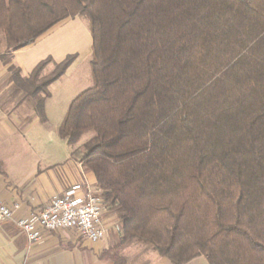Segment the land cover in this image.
Here are the masks:
<instances>
[{
  "label": "trees",
  "instance_id": "16d2710c",
  "mask_svg": "<svg viewBox=\"0 0 264 264\" xmlns=\"http://www.w3.org/2000/svg\"><path fill=\"white\" fill-rule=\"evenodd\" d=\"M76 16L91 84L57 133L94 175L117 246L136 239L171 264H264V0H0V56L41 122L77 53L27 76L11 55Z\"/></svg>",
  "mask_w": 264,
  "mask_h": 264
},
{
  "label": "crops",
  "instance_id": "0c3cea01",
  "mask_svg": "<svg viewBox=\"0 0 264 264\" xmlns=\"http://www.w3.org/2000/svg\"><path fill=\"white\" fill-rule=\"evenodd\" d=\"M43 35L12 53L10 63L21 75L27 76L41 60H35L33 51ZM3 51L1 41L0 54ZM50 99L51 92L44 105L47 120L41 122L34 111V100L15 85L8 64L0 56V203L18 204L14 217L27 215L73 184L95 187L94 175L82 168L79 155L71 153L57 133L68 105L59 122L53 124L48 111ZM100 225L103 237L95 244L70 229L43 233L39 241L30 243L13 220H2L0 264H171L136 239L117 246L118 224L111 211L101 212ZM188 264L209 263L201 254Z\"/></svg>",
  "mask_w": 264,
  "mask_h": 264
},
{
  "label": "built area",
  "instance_id": "2783aa9c",
  "mask_svg": "<svg viewBox=\"0 0 264 264\" xmlns=\"http://www.w3.org/2000/svg\"><path fill=\"white\" fill-rule=\"evenodd\" d=\"M17 209L18 204L0 203V221L13 220L30 243L39 241L43 233L59 229L73 230L90 244L103 237L100 216L106 207L102 204L99 191L88 183L71 185L27 215L14 217Z\"/></svg>",
  "mask_w": 264,
  "mask_h": 264
},
{
  "label": "rangeland",
  "instance_id": "374dc122",
  "mask_svg": "<svg viewBox=\"0 0 264 264\" xmlns=\"http://www.w3.org/2000/svg\"><path fill=\"white\" fill-rule=\"evenodd\" d=\"M42 40L33 51L36 61L47 55L60 61L66 54L77 53L65 74L49 87L51 99L48 111L53 124H56L72 98L91 84V36L87 20L83 16L67 18L50 28ZM90 135V132L85 133L81 142L86 141Z\"/></svg>",
  "mask_w": 264,
  "mask_h": 264
}]
</instances>
